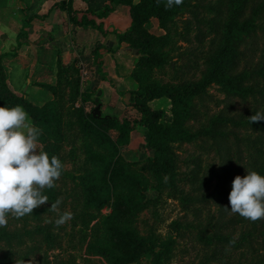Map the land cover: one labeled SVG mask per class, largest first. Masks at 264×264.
<instances>
[{
	"label": "rangeland",
	"instance_id": "1",
	"mask_svg": "<svg viewBox=\"0 0 264 264\" xmlns=\"http://www.w3.org/2000/svg\"><path fill=\"white\" fill-rule=\"evenodd\" d=\"M222 1L211 0L213 13L219 7L222 10ZM122 5L125 6L122 28L113 32L123 48L117 47L106 56L93 52L79 54V59L59 71V91L55 98L62 107L64 138L57 149L47 150L54 144L46 139L47 134L45 138L39 137V142L42 150L61 160L64 170L55 187L44 190L47 203L20 219L8 216L7 226L3 228L13 236L1 245L0 255L8 261L21 259L25 264H108L105 258L89 252L88 246L105 233L101 218L112 209L107 205L100 209L88 206L84 190L87 179L90 183H99L89 175L98 169L91 165L89 147L106 153L98 144L104 147L108 144L106 138L99 140L82 126L86 113L92 115L98 109L100 116L92 115L95 119L107 116L128 119L133 124L126 137L119 139L115 127L92 123L114 143L109 163L122 175L117 187L128 185L126 191L118 189L112 195L119 198L122 191L125 195L122 198L128 204L129 198L140 202L129 218L118 223L120 227L137 231L148 239L154 235L158 243L156 250L169 243L162 255L167 256L165 264H264V219L253 223L239 214L234 215L228 201L235 176L246 175V170L264 176V131L255 128L248 119L258 111L264 113V79L256 75L264 64V8L254 16L257 35L241 45L243 54L236 68L237 73L247 72L243 85L252 88V92L242 99L239 95H229L213 82L204 92L195 94L189 104L185 125L191 132L216 128L223 131L224 137L203 134L188 143H171L174 166L169 173L157 175L151 170L150 162L154 150L145 140L144 127L138 123L141 113L136 97L148 85H177L200 79L218 45V25L213 13L201 12V24L186 12L177 14L165 25L157 17L149 16L141 28L147 37L161 39H151L150 45L158 46L155 62L147 63L148 49L119 41L117 33L132 27L129 7ZM125 21L128 23L124 24ZM148 105L163 111L159 120L163 124L173 121L168 97H156ZM230 157L231 169H223ZM133 179L138 187L131 189ZM219 192H225L224 202L216 197ZM181 195H184L182 200ZM58 197L63 198L60 213L66 210L73 213V218L59 228L55 225L58 213L50 209ZM185 197L192 200L188 210L183 204ZM173 222L179 228L175 229ZM188 224L181 229V225ZM201 236L211 237V247H204L199 240ZM218 237L235 241L237 247L230 242L219 246L215 241ZM212 249L217 254L213 255ZM129 264H153L152 255L144 253Z\"/></svg>",
	"mask_w": 264,
	"mask_h": 264
},
{
	"label": "trees",
	"instance_id": "2",
	"mask_svg": "<svg viewBox=\"0 0 264 264\" xmlns=\"http://www.w3.org/2000/svg\"><path fill=\"white\" fill-rule=\"evenodd\" d=\"M107 4H125L129 7V12L132 18V27H130L124 33H117L119 41H125L133 47L148 49V55L145 58V62H155V56L158 44H153V41L160 40L154 37H147L145 31L141 28V24L147 20L149 16L157 17L162 25L173 20L174 16L179 13H188L196 19L198 24H201L200 14L209 13L212 14V6H210L211 0H183V4L180 6H173L171 9H165L166 0H139L133 2V0H106ZM105 5L101 12L97 14L98 17L106 16L113 10V5ZM223 6L222 10L213 13V17L218 25L219 42L212 53L208 68L201 76L200 79L190 82H181L177 85H148L143 88L141 95L136 97V106L139 109L141 116L138 119V123L141 124L145 131V140L150 148L154 150V156L150 159L152 163L151 170L157 174L169 173L174 166V155L171 143L174 142H191L199 135H212L215 137L223 136L224 133L219 129H203L202 131L191 132V130L185 125L189 112V104L191 98L198 93L204 92L205 88L216 82L229 94L233 96L239 95L244 99L247 94L252 92V88L243 85V80L248 77L246 71L237 73L236 68L239 66L241 55L240 47L243 43H246L247 38L253 40V37L257 35V25L255 23V14L264 8V0H223L220 3ZM57 6L67 11L69 19L76 25H90L99 31L103 32L101 22L96 23L94 20H89L86 17L78 20L77 12L72 9L69 2L60 1ZM202 12V13H201ZM163 38V37H162ZM164 39V38H163ZM2 54H0V107H14L16 105H22L26 112L29 114L32 122L35 126L42 129L41 138L50 139L54 142L47 148L58 147L64 138L62 133V107L57 98H54L41 106L34 105L29 102L25 97L18 96L13 93L7 85L6 78L2 65ZM256 75L264 79V64L258 69ZM56 91V90H54ZM57 96V94H55ZM55 96V97H56ZM166 96L171 100L172 111L174 112L173 121L166 125L160 122V118L163 115V111L160 109L151 108L148 102L156 97ZM83 127L87 129L91 135H97L96 138H106V147L99 145L102 150H106V153L94 151L89 147L91 152V165L93 168L98 167L97 170H93L89 175L93 177L97 182L89 179L86 180V204L88 206H95L100 209L102 206H110L111 212L102 217L101 225H105V233L100 237H96L91 241L88 249L94 255H99L108 264H129V262L136 261L142 254L149 253L152 255L153 264H165L167 256L163 258V254L168 250V245H160V249H157V241L155 236H149V239L140 236L137 231H129L120 227L118 223L124 222L129 218L134 210L139 208V199L131 200L129 198V204L126 202L124 193L122 191L128 188V185L117 187L120 185L122 175L118 171L111 167L109 163L112 155L114 154V143L109 139L105 132H101L93 126V124L99 125H111L115 127L119 132V139L126 137L128 131L132 128L133 124L128 119L119 120L117 118H110L103 116L95 119L90 113L82 118ZM248 122V121H247ZM93 123V124H92ZM250 123V121H249ZM224 124V123H223ZM251 124V123H250ZM255 128H260L264 131V121L252 123ZM90 127V129L86 128ZM56 147V149H57ZM113 150V152H112ZM52 151V150H51ZM52 153H54L52 151ZM49 154V153H48ZM55 154V153H54ZM51 157L52 155L49 154ZM226 161V160H225ZM232 160L228 158L226 164L223 165V169H231ZM110 166V167H109ZM112 168V169H111ZM100 184V185H99ZM132 186V187H131ZM131 189L137 188L138 183L133 182L130 184ZM119 189L120 197L116 198L112 194ZM225 192H219L216 197L224 202L226 197ZM184 195H181V200ZM184 207L189 209L191 198L185 197ZM175 229L179 228L177 222H173ZM98 226V225H97ZM189 226L181 225V229H185ZM3 227H0V247L8 241L13 235L7 233ZM219 232L215 233L217 236ZM200 241L205 245L211 247V237L201 236ZM219 246H224L230 239L225 237H218L215 239ZM170 242H173L170 239ZM235 246V243H231ZM120 246V247H119ZM121 247L122 250L120 249ZM237 247V246H235ZM118 250V251H116ZM126 250V253L122 252ZM121 252V253H120ZM212 254H217V251L212 249ZM0 264H15V261H8L0 255Z\"/></svg>",
	"mask_w": 264,
	"mask_h": 264
},
{
	"label": "crops",
	"instance_id": "3",
	"mask_svg": "<svg viewBox=\"0 0 264 264\" xmlns=\"http://www.w3.org/2000/svg\"><path fill=\"white\" fill-rule=\"evenodd\" d=\"M60 1L69 2L78 20L101 22L103 32L74 24L57 6ZM106 4V0H0V54L10 90L34 105L44 104L59 91L60 69L69 67L79 54L106 56L122 49L113 31L122 28L125 6L113 4L112 11L98 17Z\"/></svg>",
	"mask_w": 264,
	"mask_h": 264
},
{
	"label": "clouds",
	"instance_id": "4",
	"mask_svg": "<svg viewBox=\"0 0 264 264\" xmlns=\"http://www.w3.org/2000/svg\"><path fill=\"white\" fill-rule=\"evenodd\" d=\"M182 4L183 0H166L165 9ZM248 119L251 124L264 121V113L258 111ZM41 135L42 129L34 125L22 105L0 107V227L7 226L9 215L20 219L47 203L44 190L54 188L61 177L64 164L42 150ZM246 172L233 179L228 201L232 214L254 223L264 219V176L254 170ZM62 202L58 197L50 207L58 213L57 228L73 218L71 211L60 213ZM15 264L25 261L17 259Z\"/></svg>",
	"mask_w": 264,
	"mask_h": 264
},
{
	"label": "water",
	"instance_id": "5",
	"mask_svg": "<svg viewBox=\"0 0 264 264\" xmlns=\"http://www.w3.org/2000/svg\"><path fill=\"white\" fill-rule=\"evenodd\" d=\"M96 108H98V107H96ZM92 115L95 116V117H99L100 116V111L98 109H94V111H92Z\"/></svg>",
	"mask_w": 264,
	"mask_h": 264
}]
</instances>
